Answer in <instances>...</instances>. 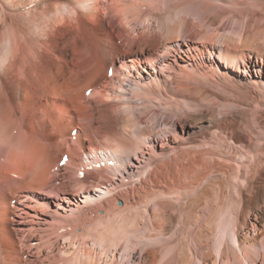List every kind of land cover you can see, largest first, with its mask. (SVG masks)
<instances>
[{
    "label": "bare ground",
    "instance_id": "6f19581e",
    "mask_svg": "<svg viewBox=\"0 0 264 264\" xmlns=\"http://www.w3.org/2000/svg\"><path fill=\"white\" fill-rule=\"evenodd\" d=\"M22 249L264 264V0H0V264Z\"/></svg>",
    "mask_w": 264,
    "mask_h": 264
},
{
    "label": "rangeland",
    "instance_id": "374dc122",
    "mask_svg": "<svg viewBox=\"0 0 264 264\" xmlns=\"http://www.w3.org/2000/svg\"><path fill=\"white\" fill-rule=\"evenodd\" d=\"M231 8V7H230ZM229 8V9H230ZM175 14V13H174ZM173 15V14H172ZM226 19V18H225ZM227 19L230 21V18L227 16ZM226 19V20H227ZM193 21H194V23L195 24H197L198 22H199V19H196L195 18V20L193 19ZM223 21H224V19H223ZM188 39V38H187ZM199 55V56H198ZM197 56V57H196ZM172 58V60H174V56H171ZM193 57L195 58V59H190V60H188V63L190 62V63H193L195 66H197V65H199V63H202V58H201V55H200V53L198 52V51H193ZM192 56H190V58H193ZM184 58H186V59H188L186 56H184ZM195 62H197V64L195 63ZM199 62V63H198ZM190 69V70H189ZM191 67L190 68H188V70H187V72H186V74L185 75H187V76H191V77H195V78H197L200 82L201 81H203L205 78H203V71H198V72H195V71H197V70H193L192 69V71L194 72V73H196V74H194L193 75V73L191 72ZM112 70V69H111ZM155 73H157V68L155 69V68H151L150 66L148 67V68H141V71H140V73L139 74H142L143 76H146V77H151L153 74H155ZM202 73V74H201ZM191 74V75H190ZM203 79V80H202ZM205 81V80H204ZM207 81V80H206ZM203 83H205V82H203ZM202 84V83H201ZM196 85V84H195ZM86 93H87V91H86ZM75 132H76V130H73L72 131V134L73 135H75ZM81 200H83L84 201V199L82 198ZM11 205H13V206H16V205H20L21 207H23V205H21L20 204V202L16 199V198H14V199H12L11 200ZM27 210H29L31 213H35L36 211L35 210H33V209H30V208H28L27 207ZM38 211H40L39 213H40V215H43V211H41V210H38ZM21 214V212L19 213L18 212V215H20ZM14 217H15V215H14ZM17 220H22V218H21V216H16L15 217ZM11 219H14L13 218V216L11 217ZM62 241H64V240H62ZM61 241V242H62ZM20 243V242H19ZM20 246H21V244H19ZM61 246L63 247L64 246V244H63V242H62V244H61ZM21 248V247H20ZM26 251V252H25ZM28 251H27V249H22L21 251H20V254L22 255L21 257L23 258V260L25 261V262H28V261H30V259H35L36 258V256L35 255H32V253H30V251L27 253ZM27 253V254H26ZM34 254V253H33ZM27 255V256H26ZM35 256V257H34ZM32 257H34V258H32ZM28 260V261H27ZM40 258L39 259H35V261L34 262H36L37 264H38V262H39V264H40ZM30 262H32V260L30 261Z\"/></svg>",
    "mask_w": 264,
    "mask_h": 264
},
{
    "label": "snow or ice",
    "instance_id": "6c2138e0",
    "mask_svg": "<svg viewBox=\"0 0 264 264\" xmlns=\"http://www.w3.org/2000/svg\"><path fill=\"white\" fill-rule=\"evenodd\" d=\"M221 63H223V62H221ZM177 128L179 129V125H177ZM65 159H67V158L66 157L61 158V164L64 163ZM81 175H83V173H81Z\"/></svg>",
    "mask_w": 264,
    "mask_h": 264
}]
</instances>
